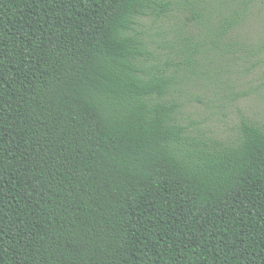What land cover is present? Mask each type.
I'll use <instances>...</instances> for the list:
<instances>
[{
  "label": "trees",
  "instance_id": "obj_1",
  "mask_svg": "<svg viewBox=\"0 0 264 264\" xmlns=\"http://www.w3.org/2000/svg\"><path fill=\"white\" fill-rule=\"evenodd\" d=\"M176 5L0 0V264H264V122L186 123L143 29Z\"/></svg>",
  "mask_w": 264,
  "mask_h": 264
},
{
  "label": "rangeland",
  "instance_id": "obj_2",
  "mask_svg": "<svg viewBox=\"0 0 264 264\" xmlns=\"http://www.w3.org/2000/svg\"><path fill=\"white\" fill-rule=\"evenodd\" d=\"M172 1L179 5L164 19L144 20L143 29L156 41L155 56L173 57L168 68L178 70L174 95L183 103L186 123L234 143L243 119L264 122V0H200L208 6L205 24L191 23L186 0ZM232 14V25L219 37L223 29H217ZM191 42L206 45L194 70L180 54Z\"/></svg>",
  "mask_w": 264,
  "mask_h": 264
}]
</instances>
